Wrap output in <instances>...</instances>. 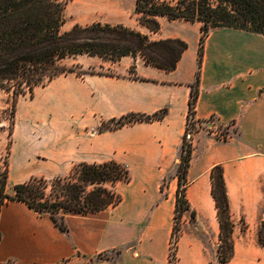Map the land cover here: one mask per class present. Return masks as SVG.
<instances>
[{
	"label": "crops",
	"instance_id": "0c3cea01",
	"mask_svg": "<svg viewBox=\"0 0 264 264\" xmlns=\"http://www.w3.org/2000/svg\"><path fill=\"white\" fill-rule=\"evenodd\" d=\"M159 21V33L139 22L132 28L153 41L188 43L174 71L125 56L101 63H108L112 74L70 73L43 87L49 95L46 104L66 115L61 152L50 143L45 156L57 165L66 160L73 166L112 159L123 162L137 173L133 189L116 207L88 215L66 214L68 232L23 202L0 204V264H168L177 191L168 199L160 184L165 178L173 179L171 187L178 182L175 175L198 71L201 24ZM165 108L168 113L162 121L99 132L104 121ZM196 119L203 127L191 141L186 191L190 210L184 214L179 253L205 259L218 252L221 230L211 170L221 164L234 224V257L226 264H264V246L258 240V226L264 221V35L234 28L209 33ZM211 119L213 127L207 128ZM25 126L23 144L14 148L20 165L25 164L21 154L32 153L30 146L37 136L31 124ZM219 126L230 131V138L216 135ZM4 147L0 137V168ZM16 184L9 181L7 194L14 195ZM116 250L121 252L114 258L98 259Z\"/></svg>",
	"mask_w": 264,
	"mask_h": 264
},
{
	"label": "trees",
	"instance_id": "16d2710c",
	"mask_svg": "<svg viewBox=\"0 0 264 264\" xmlns=\"http://www.w3.org/2000/svg\"><path fill=\"white\" fill-rule=\"evenodd\" d=\"M68 2L0 0V90L12 92L14 108L19 96L30 94L33 98L37 87H45L68 73L80 75L76 69L64 64L68 58L88 55L118 62L125 56L136 59L140 55L148 66L170 72L177 68L179 60L189 48L188 43L181 39L152 41L148 35L122 24L75 25L70 31L64 32L62 28ZM134 10L139 23L153 33L161 31L160 18L201 24L198 71L192 85L182 143L171 234L173 241L169 264H176L183 216L190 210L186 191L193 144L187 141L186 133L189 127L195 129L196 124L199 125L196 132L203 127L196 119V105L200 93L205 41L209 33L217 28H234L264 35V0H219L216 5L212 0H135ZM135 69L136 65L132 67L131 73H135ZM167 113V108L150 115L130 113L104 121L99 132L115 131L139 123L159 122L165 119ZM9 178V172H3L0 168V204L23 202L38 214L49 216L62 232L69 231L66 214L88 215L116 207L123 201L117 186L132 181L129 166L114 159L103 163H80L74 166L68 176H57L51 180L45 177L31 178L16 184L13 196L6 192ZM211 179L221 230L217 258L220 264H226L234 257V224L221 164L212 168ZM191 217L195 219L196 213L192 212ZM258 240L264 246V232L260 230ZM115 252L119 254L121 251ZM111 258L106 253L98 256L99 260Z\"/></svg>",
	"mask_w": 264,
	"mask_h": 264
},
{
	"label": "rangeland",
	"instance_id": "374dc122",
	"mask_svg": "<svg viewBox=\"0 0 264 264\" xmlns=\"http://www.w3.org/2000/svg\"><path fill=\"white\" fill-rule=\"evenodd\" d=\"M218 1L219 0H212L215 5ZM134 8L135 0H69L65 9V24L62 30L66 32L70 31L75 25L87 26L94 23L111 25L122 24L132 28L133 25L139 22ZM137 57L143 59L140 55H137ZM104 61L107 60L97 56L91 57L88 55H81L66 59L64 64L76 69L80 75L85 74V72L112 74L113 70L108 63L104 65L101 64ZM47 97H49V95L46 93L45 88L37 87L33 98L30 94L19 96L17 98L16 107L14 108V97L12 92L8 93L0 90V122L2 123L0 125V137H4L5 145L1 158V170L3 172H9L10 183H23L35 177H45L51 180L53 177L57 176H68L75 166L66 163L67 160L61 161V163L57 165L52 157L47 158L45 156L48 144L51 143L53 146H58V149L62 147L63 141L65 140L63 129L66 123V115L62 113V111H57L46 104ZM213 121L214 120H210V122ZM25 124H31L37 136L30 146L32 153L30 155H25L24 152L21 154L20 158L25 160V164L21 162L20 165V161H15L14 148L15 144L16 147L23 144L26 128ZM42 124L43 129L41 128ZM48 127H50L49 130ZM218 129L223 132L227 131L223 127H218ZM15 132L16 136L14 135ZM53 146L51 148H53ZM59 152H61V149ZM178 170L179 165L175 175L177 179L179 174ZM131 176L133 179L132 184H120L117 187V191L122 197L124 193L133 189L136 183V171L133 173L131 172ZM172 180L173 179L165 178L160 184L162 191L165 192L168 199L173 197L178 188V182L176 181L171 187ZM174 216L175 212L171 215L173 226ZM241 224L242 227H244L243 222H241ZM263 225L264 221L259 223L258 233L259 230L264 232ZM172 241V237L169 238V254L171 253ZM106 254L114 258L118 253L113 251ZM217 254L218 252L214 251L212 256L205 259L188 257L186 253H179L178 242L176 264H220Z\"/></svg>",
	"mask_w": 264,
	"mask_h": 264
},
{
	"label": "built area",
	"instance_id": "2783aa9c",
	"mask_svg": "<svg viewBox=\"0 0 264 264\" xmlns=\"http://www.w3.org/2000/svg\"><path fill=\"white\" fill-rule=\"evenodd\" d=\"M213 123H214V121L210 122L209 125H206V127L207 128H212L213 127ZM197 129H199V125L198 124H196V128L195 129H192V128L189 127V129L187 130V133H186V139H187L188 142H191L193 140V137H194ZM215 133L220 139H223V140H226V139L230 138V136H231L230 131L227 130V131L223 132V131H220L218 129V127L216 128Z\"/></svg>",
	"mask_w": 264,
	"mask_h": 264
}]
</instances>
